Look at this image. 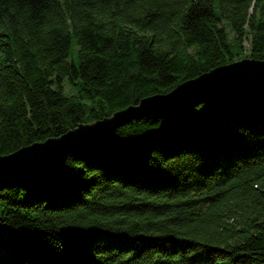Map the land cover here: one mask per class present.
Instances as JSON below:
<instances>
[{"label": "trees", "instance_id": "16d2710c", "mask_svg": "<svg viewBox=\"0 0 264 264\" xmlns=\"http://www.w3.org/2000/svg\"><path fill=\"white\" fill-rule=\"evenodd\" d=\"M264 60V0H0V156ZM0 264H264V110L133 120L0 188Z\"/></svg>", "mask_w": 264, "mask_h": 264}, {"label": "water", "instance_id": "95a60500", "mask_svg": "<svg viewBox=\"0 0 264 264\" xmlns=\"http://www.w3.org/2000/svg\"><path fill=\"white\" fill-rule=\"evenodd\" d=\"M201 104L214 112L264 110V60L243 58L216 67L167 94L143 98L108 118L79 124L57 138L0 156V188L37 189L65 169L69 155L94 146L103 135L151 115L192 119Z\"/></svg>", "mask_w": 264, "mask_h": 264}]
</instances>
